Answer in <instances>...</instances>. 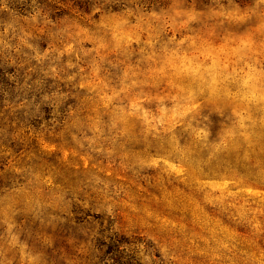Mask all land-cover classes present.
Wrapping results in <instances>:
<instances>
[{
  "label": "rangeland",
  "instance_id": "1",
  "mask_svg": "<svg viewBox=\"0 0 264 264\" xmlns=\"http://www.w3.org/2000/svg\"><path fill=\"white\" fill-rule=\"evenodd\" d=\"M0 264H264V3L0 0Z\"/></svg>",
  "mask_w": 264,
  "mask_h": 264
},
{
  "label": "clouds",
  "instance_id": "2",
  "mask_svg": "<svg viewBox=\"0 0 264 264\" xmlns=\"http://www.w3.org/2000/svg\"><path fill=\"white\" fill-rule=\"evenodd\" d=\"M261 3H264V0H260ZM21 43H24V41L22 40ZM24 46L28 47L29 45L24 44Z\"/></svg>",
  "mask_w": 264,
  "mask_h": 264
}]
</instances>
